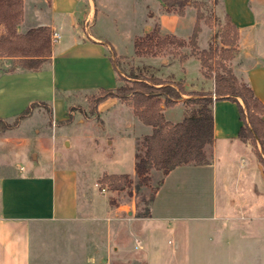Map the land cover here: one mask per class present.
Returning a JSON list of instances; mask_svg holds the SVG:
<instances>
[{
    "label": "crops",
    "instance_id": "obj_1",
    "mask_svg": "<svg viewBox=\"0 0 264 264\" xmlns=\"http://www.w3.org/2000/svg\"><path fill=\"white\" fill-rule=\"evenodd\" d=\"M221 1L226 15L238 28L242 57L250 63L244 69L245 80L264 103V0ZM97 16L96 0H23L18 33L45 26L50 28L51 35L57 31L61 37L54 43L51 41L49 62L38 71L23 70L18 66V58L0 55L1 118L13 120L32 103L43 102L45 105L40 104L19 126L36 112L43 113L39 110L42 106L48 108L53 128L89 123L83 118L70 120V109L76 106L69 104L70 99L102 89H116L119 73L113 59L136 56V38L148 31L144 29L134 34V47L129 52L110 35L96 29ZM178 28L165 29L184 38L180 34L182 29ZM5 31L2 26L1 32ZM192 31L189 29V34ZM163 61L166 66L163 69L173 75L165 81L181 83L184 88L182 100L163 109L165 115L169 108H179V114L165 116L167 120L178 122L186 114L184 101L195 97L191 93L213 92L215 80L204 75L201 60L196 57L189 56L171 65ZM96 112L103 124L105 113H114L121 128L119 133L128 136L135 133L137 144L152 132V126L140 120L134 107L118 97L98 103ZM213 114L215 139L210 164L176 167L163 175L155 194L154 200L167 179L179 169H187L182 170L186 176L181 179L183 188L207 192L204 198H172L166 202V211L160 216L164 221L161 242L159 247L153 246L160 253L159 264H264V155L239 137L243 122L236 102L215 100ZM139 123L145 128L138 129ZM32 131L36 144H42L40 150L34 147L32 152L38 163L27 164L22 172L0 179V264H32L34 225L50 220H74L81 211L80 191L85 179L75 166L58 164L61 157L56 149L57 135H53L52 145L48 146L43 143L40 129ZM13 139L21 142L17 154L23 160L27 149L22 146L28 140L11 137L8 141ZM49 160V170H41ZM191 174L198 177L191 179ZM181 206L186 209L178 208ZM170 207L172 211L167 210ZM153 218L151 212L150 215L132 216L131 222ZM172 221L178 223L172 224ZM180 221L194 224L182 230ZM133 225L140 229L145 227L140 223ZM148 238L152 240L156 236L149 233ZM146 264H149L147 260Z\"/></svg>",
    "mask_w": 264,
    "mask_h": 264
},
{
    "label": "rangeland",
    "instance_id": "obj_2",
    "mask_svg": "<svg viewBox=\"0 0 264 264\" xmlns=\"http://www.w3.org/2000/svg\"><path fill=\"white\" fill-rule=\"evenodd\" d=\"M96 1V29L110 35L123 49L129 52L133 50L135 33L148 29L137 36L136 39L140 40L153 34L154 44H147V49L142 53L115 57L122 78L128 80L131 76L134 80L132 76L135 75L143 81L163 77V80H167L173 75L163 69L166 67L163 60L171 65L179 62L184 54L198 58V52L209 51L212 47L215 56L209 61L210 67L201 61L204 75L213 78L215 72L231 69L239 82L245 81L244 69L250 63H246L242 57L239 31L236 36L221 0H178L174 5H167L164 0ZM198 15L199 33L197 47H194L190 39ZM177 26L183 30L180 34L184 38L175 35L184 41L181 45L162 46L158 43L159 38L172 34L166 31L167 28ZM189 29L192 31L190 34ZM124 79L120 84L125 83ZM200 92L204 93L202 90ZM99 95L100 91L70 99L69 104L76 105L70 109L71 121L83 118L89 122L87 125L74 123L72 127L64 125L53 128L49 110L42 106L39 110L43 113L36 112L19 127L0 134V179L22 172L27 164L38 163L37 156L33 157L32 152L34 147L40 150L42 144H36L33 140L34 128L40 129L43 143L48 146L52 145L53 135H57L56 149L61 157L58 164L75 166L85 179L80 191L81 211L76 219L43 221L34 225L32 264H146V260L149 264H159L160 253L153 246L159 247L161 242L160 231L164 221L160 216L162 211H166V202L172 198L192 200L206 197V191L182 187L181 179L186 177L182 170L187 169H179L167 179L163 190L154 200L163 173L153 171L148 186L140 183L134 168L136 134L121 135L114 113H105L103 124L94 108ZM179 113V108H169L165 116L169 118ZM137 127L144 129L145 125L139 123ZM11 137L28 140L22 146L27 149L23 153V160L17 154L21 150V142H15V139L8 141ZM251 145L256 152L264 155L260 140L256 139V144ZM50 164L49 160L41 170H49ZM126 174L133 181L132 185H128L124 178L116 179ZM192 177L197 178L198 175L191 174ZM116 183L122 184V189L115 190L113 186ZM178 208L186 209L183 206ZM167 210L172 211V208ZM151 212L155 218L133 222L145 225L143 229L132 224V216L150 215ZM193 224L180 221L179 228L187 230ZM149 233L155 234L156 238H152L155 242L148 238Z\"/></svg>",
    "mask_w": 264,
    "mask_h": 264
},
{
    "label": "trees",
    "instance_id": "obj_3",
    "mask_svg": "<svg viewBox=\"0 0 264 264\" xmlns=\"http://www.w3.org/2000/svg\"><path fill=\"white\" fill-rule=\"evenodd\" d=\"M177 1L164 0L167 5H174ZM22 15L23 0H0V55L18 58V66L23 70L38 71L49 62L52 55L51 30L44 26L18 33L17 26L22 20ZM227 17L237 36L238 28L230 16ZM198 20L199 15L190 39L194 47H197ZM2 26L5 32H1ZM152 36L153 34H150L146 39H136L137 54L145 51L147 44H154ZM158 41L162 46L181 45L184 42L174 34H169L163 39L159 38ZM196 55H199L198 58L203 65L209 67V61L215 56L212 47L209 51L202 50ZM187 57L189 56L184 54L180 59ZM113 60L118 67L115 59ZM132 77L134 80L131 76L127 80L119 74L118 87L100 90L94 108L96 111L97 104L109 97H118L134 107L136 115L142 122L152 126V132L138 141L135 154V173L142 185L150 184L153 171H160L166 175L178 166L210 164V153L215 139L213 114L215 100L229 99L236 102L243 122L239 137L249 144H256L258 139L264 149V103L256 96L246 80L239 82L231 69L215 72L213 92H192L195 97L184 101L186 114L178 122L167 120L163 109L174 106L182 100L184 88L181 83L165 81L161 78L143 81L135 75ZM123 79L125 83L120 84ZM40 104L45 105L43 102H34L12 121L0 117V134L18 127L21 120L31 115L33 109ZM122 178L128 182V185H132L133 181L128 179L127 174L116 177L117 180ZM122 187L120 183L113 186L115 190Z\"/></svg>",
    "mask_w": 264,
    "mask_h": 264
},
{
    "label": "built area",
    "instance_id": "obj_4",
    "mask_svg": "<svg viewBox=\"0 0 264 264\" xmlns=\"http://www.w3.org/2000/svg\"><path fill=\"white\" fill-rule=\"evenodd\" d=\"M61 37V34L57 31H54L51 35V41L54 43Z\"/></svg>",
    "mask_w": 264,
    "mask_h": 264
}]
</instances>
